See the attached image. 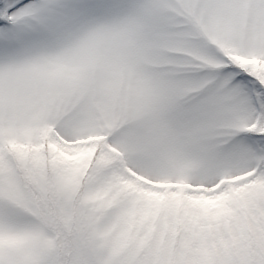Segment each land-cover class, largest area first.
Segmentation results:
<instances>
[{"label":"snow or ice","instance_id":"6c2138e0","mask_svg":"<svg viewBox=\"0 0 264 264\" xmlns=\"http://www.w3.org/2000/svg\"><path fill=\"white\" fill-rule=\"evenodd\" d=\"M0 264H264V0H0Z\"/></svg>","mask_w":264,"mask_h":264}]
</instances>
